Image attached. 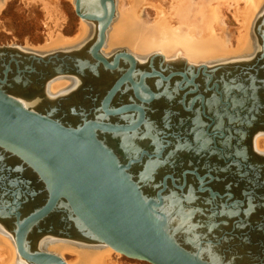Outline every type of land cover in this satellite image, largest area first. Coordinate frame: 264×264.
I'll return each instance as SVG.
<instances>
[{"label": "water", "instance_id": "95a60500", "mask_svg": "<svg viewBox=\"0 0 264 264\" xmlns=\"http://www.w3.org/2000/svg\"><path fill=\"white\" fill-rule=\"evenodd\" d=\"M85 1L74 0L75 13L91 22L94 29L75 49L40 52L19 45L0 46V153H10L20 166L32 170L37 187L34 211L30 206L35 204L6 206L3 205L6 201L0 198V222L14 235L19 255L30 264H67L55 253L36 247L29 252L31 248L25 243L36 229L39 235L51 233L55 237L104 244L128 258L150 264H228L223 260L228 248H222L219 259H212L206 248L241 241L258 246L257 250L249 246L251 264H264V162H260V159L264 161V153L254 157V165L260 169L256 186L259 192L255 196H242L239 203L232 201L233 194L226 200H208L196 194L193 188L177 185L174 174H169L174 173L171 171L174 168L172 147L167 154L171 160L169 167L153 173L154 183L148 177L152 185L148 188L143 184L148 179L141 176L146 163L141 161L142 155L127 156L123 154V145H116L108 136L101 135L132 132L138 126H109L86 116L77 120L80 118L78 109L65 110L59 97L51 99L46 95L45 83L49 79L76 71L79 65V74L85 64L94 61L113 68L101 49L116 15L115 0H88L93 3L90 8L84 7ZM260 23L259 30L257 23L252 25L256 41L254 52L246 60L238 61L246 64L242 69L247 75L254 69L257 71L256 95L262 107L259 115L262 122L259 120L256 127L264 134V9ZM117 51L135 63L136 57L128 51ZM143 58L164 56L156 52ZM253 60L255 63H251ZM227 65L219 61L210 65L202 63L199 67L211 66L218 70L226 69ZM116 87L104 101V109ZM138 140L139 145L133 149L139 150V146L156 149L148 139ZM161 151L156 157L161 156ZM1 156L8 159L2 153ZM148 166L145 167L151 169ZM169 194L187 202L189 194L203 199L212 224L220 227L219 233L213 237L198 236L191 244L179 240L170 230L165 210ZM248 202L260 204L262 212L250 220L241 219L236 212ZM13 211L16 221L11 219ZM20 216L22 219L18 218ZM229 216L235 219L219 224ZM71 227H76L75 234L70 232ZM254 237L258 238V243L251 241Z\"/></svg>", "mask_w": 264, "mask_h": 264}, {"label": "flooded vegetation", "instance_id": "af4514ba", "mask_svg": "<svg viewBox=\"0 0 264 264\" xmlns=\"http://www.w3.org/2000/svg\"><path fill=\"white\" fill-rule=\"evenodd\" d=\"M92 29L94 25L91 24ZM111 53L103 54L113 68L94 61L85 64L79 74V65L78 70L63 75L71 80L61 88V95L53 99L78 93L69 106H64L65 110L69 107L78 109L80 118L77 120L86 116V119L92 118L109 126H138L132 132L101 135L108 136L116 145H123L125 153H122L127 156L142 155L141 161L146 162L143 167L163 163L172 147L178 155L171 169L174 173L169 174H174L177 185L193 188L196 194L208 200H226L233 194L232 201L239 203L244 195L258 194L260 169L254 165V157L264 151L256 149L254 140L260 134L256 126H259L262 107L256 95V80L241 69L246 65L239 66L238 61L246 60L250 54L222 61L241 67L227 71L211 69V66L203 69L200 64L166 57L136 58L134 63L117 50ZM115 87L116 91L104 109L103 103ZM122 108L126 110L122 111ZM142 128L149 130L145 137L156 145V149L151 150L148 146L133 149L124 142L129 139L125 137L127 135L143 139L134 136ZM160 150L161 156L156 157ZM21 166L17 159L8 161L0 157V198L6 201L3 205H33L38 201L34 196L36 176L32 170ZM36 205L30 206V210L34 211ZM18 218L22 219L21 216ZM11 219L16 221L15 213ZM45 234L51 233L40 235ZM257 239L254 237L251 241L258 243ZM248 246L258 249L255 245ZM32 249L29 252H33ZM36 249L43 250L39 246Z\"/></svg>", "mask_w": 264, "mask_h": 264}, {"label": "bare ground", "instance_id": "6f19581e", "mask_svg": "<svg viewBox=\"0 0 264 264\" xmlns=\"http://www.w3.org/2000/svg\"><path fill=\"white\" fill-rule=\"evenodd\" d=\"M202 1L203 0L182 1L189 8L188 9L189 18L194 20V17L195 18L197 17L198 20L197 19L196 20L198 21V23H200V25L199 24H197V26H195L194 24H192V26L179 25L175 27L171 24V21L173 18L172 15L173 13H175L176 10H172V12H167L161 6V4H154L149 2L148 0H126V4H124L123 9H121V15L119 16L118 20H116L114 23L112 21L113 26H112L111 34L109 36V41L105 42V44L102 46L101 51H103V53L107 55L116 46L129 43L133 50L132 51L133 53L130 52L129 53L135 56L137 60H142L141 58L146 55H142L141 53H145L146 51L152 48L164 49L165 52H168V54L169 53L174 54V52L167 47L168 43H172L174 42V40L185 43L186 46L184 47H187L188 50L192 51V53L195 56L197 55L195 54L196 52L199 54L216 53L218 55L235 56L242 51L244 52L246 49L249 50L250 42H251L250 28L254 23H255L254 25H256L257 23L256 25L257 29L258 30L260 29L261 27L260 17L264 9V0H244L243 7L235 8V17L240 21V32L239 35L237 36V40H236L237 42L234 49H230L226 46V44H228V39L224 38L223 36H219V38H216L214 37V35L212 36L211 31L208 32L207 30L204 29V26H206L204 22L205 20H207L205 18L209 17L211 18V20H216V16H215V10L212 9L211 6H208L206 9L207 16L203 15L199 7ZM211 1L209 3H211ZM39 2L42 4L41 6L43 7V11L45 15L48 18L53 19V13L57 10V7L53 5L49 0H39ZM92 4L93 3L91 1L86 0L84 2V7L90 8L92 7L91 6ZM148 8L149 9L152 8L154 9V11H156V17L153 20H149V21L147 20L150 13V10H148ZM144 19L147 21H144ZM184 19L188 20L187 16L186 18L184 16ZM198 25L201 26V28H199ZM79 28L80 30L78 37L80 36L79 39H83L90 34L89 31H91V22L89 21L84 22L83 20V23H81V27ZM49 36H50L51 44L56 43L57 41H58L57 43H59L58 38L61 36L58 35V37L56 36V38H53L52 33H49ZM61 40L62 39H60V41ZM64 40L69 41L67 39ZM169 46L172 47L173 45L169 44ZM251 63H255V61L253 60L251 61ZM245 65L246 64L241 63L239 66H245ZM234 66L235 64H229L227 65V67H225L226 68L225 70L228 71L234 68H236L237 70L238 68H240L239 66L238 67L237 66L234 67ZM256 72L257 71L254 69L250 71V73L248 74L253 75V79H255V76H257ZM97 75L100 74L97 72ZM70 80L71 79L68 76L66 77L63 75L51 79L46 85V91H45L46 95L49 97H55L57 95H61L60 93L63 90L61 88L63 87L65 88L66 85H68V83L70 82ZM77 95L78 93H75L74 95L71 94L66 98H60L59 102L63 103V106H69V102H71L73 99H76ZM33 101L34 103L37 102L38 98ZM260 122H262V118L260 119ZM145 129L142 128L141 130H139L138 134L134 136H137L139 138L143 137V139H146L145 136L146 134H149L148 133L149 130L146 131ZM125 137L129 139H126L124 142L132 148H135L137 145H139L138 143H140L139 140L136 139V137L128 136V135ZM254 145L257 150L264 151V134L260 133L255 137ZM1 153L5 156H8L7 160H14L12 156L9 155L10 153L9 154L3 152ZM260 160H261L260 162H264L262 161L263 159ZM170 161L171 160L168 156L167 159L163 163L157 165L156 168L151 167V169H149L143 167V169H141L142 178L148 179L149 177L150 180L153 182L152 179L153 173L155 171H161L167 169L169 167ZM150 180L148 179L147 183H143L148 188L152 186ZM168 197L166 199L165 210L169 217L170 230L177 236V238H179V240L183 241L186 244H191L192 241L196 239L198 236L213 237L219 233L220 227L215 226L216 224L214 225L212 224L213 221L210 215L208 214V212L205 210L206 203L203 199L196 197L193 194L188 195L189 202L184 200L183 201L179 200L178 198H176V196L172 194H169ZM256 204L257 202L246 203L244 206L240 208V210L236 212L238 214V217H241V219L245 218L246 220L255 218L256 213L259 214V212H262V209H259L260 204L258 205ZM223 217H221L220 220ZM234 219H235L234 216L233 217L229 216L226 217L223 222H219V224H224V222L229 223ZM55 221H57L56 217H55ZM5 225L6 224L0 222V264H30L26 259H24L22 256L19 255L16 242L14 239V235H12L8 230H6L7 225L6 226ZM75 231H76V227H71L70 232L72 234H75ZM25 244L26 246H29L31 249L39 246V248H42L47 252L55 253L60 257H62L65 253L68 252L74 254L75 255L74 260L71 261L70 263H68V261L67 262L65 261L67 264H115V262H113V260L111 259V254L115 251L104 244H94L93 242L86 243V241L81 242L74 239H67L57 236L55 237L52 234H45L43 236H40L36 229L33 230L31 236L29 237V239L26 240ZM222 248H226V249L228 248L223 258V260H225V262H227L228 264H251V258L248 255L250 248L248 245H246V243H242L241 241L240 242L228 241L226 244L224 243L223 246L207 247L206 251L212 259L213 258L219 259L220 258L219 254L221 253Z\"/></svg>", "mask_w": 264, "mask_h": 264}, {"label": "rangeland", "instance_id": "374dc122", "mask_svg": "<svg viewBox=\"0 0 264 264\" xmlns=\"http://www.w3.org/2000/svg\"><path fill=\"white\" fill-rule=\"evenodd\" d=\"M49 1L57 7V10L54 12L55 14L53 13V19L48 18L45 15L43 7L41 6L42 4L39 2V0H0V46L19 45L40 52H51L59 49L72 47L82 42L88 35L83 39H79L80 36L78 37L80 30L79 27H81V23H83V20H81V18L75 13L74 0ZM148 1L154 4H161V6L167 12H172V10H176L175 13H173L172 15L173 18L171 21V24L175 27L179 25H200V23H198L197 21V17H194V20L189 18V8L184 2H182L184 0ZM210 1L203 0L201 2V5L199 6L200 11L203 13V15L207 16L206 9L208 6H211V8L215 10L216 20H211V18L209 17L205 18L207 20H205L204 22V24L206 25L204 26V29L208 32L211 31L212 36L214 35V37L216 38H219V36H223L224 38L228 39V44H226V46L230 49H234L237 42V36L240 32V21L235 17V8L243 7L244 0H212L211 3H209ZM124 4H126V0H115L116 16L114 17L113 23L118 20L119 16L121 15V9H123ZM148 10H150V13L147 20H153L156 17V11H154V9L152 8H148ZM184 16L185 18L187 16L188 20L184 19ZM147 20L144 19V21ZM113 23L111 24L108 30V39H106V41H109V36L111 34ZM199 25L198 27L201 28V26ZM49 33H52L53 38H56V36L58 37V35L61 36L58 38L59 43H57V41L56 43L51 44ZM250 35V49H246L248 51H242L235 56L218 55L216 53L199 54L197 52H194L195 54H197L195 56L192 51L188 50L187 47H184L186 46L185 43L175 40L174 42L168 43L167 45V47L170 48L171 51L174 52V54H168V52H165L164 49L157 48L149 49L145 53L141 54L147 56L151 55L152 53L158 52L166 58H177L188 61L192 64L204 63L210 65L215 62L229 60L237 58L241 55L245 56L253 53L256 41L254 40V36L252 34V26L250 28ZM60 39H62L61 41L63 43L60 41ZM64 39H67L69 41H66ZM169 44L173 46L170 47ZM119 49H125L126 51L133 53V50L129 43L116 46L112 50L114 51ZM112 50L110 51V53L112 52ZM171 154L172 161H174L178 154L176 151H174V149L171 151ZM71 254L72 253L70 252L65 253L61 258L64 261H68V263H70L75 258V255ZM111 259L113 260V262H115V264H150L145 261L128 258L116 251L111 254Z\"/></svg>", "mask_w": 264, "mask_h": 264}]
</instances>
